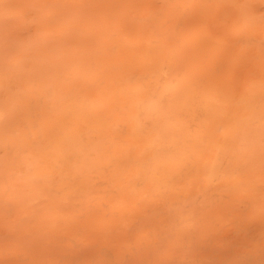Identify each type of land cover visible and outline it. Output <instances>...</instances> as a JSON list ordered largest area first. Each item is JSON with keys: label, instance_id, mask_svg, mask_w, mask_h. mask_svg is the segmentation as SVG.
Instances as JSON below:
<instances>
[{"label": "bare ground", "instance_id": "obj_1", "mask_svg": "<svg viewBox=\"0 0 264 264\" xmlns=\"http://www.w3.org/2000/svg\"><path fill=\"white\" fill-rule=\"evenodd\" d=\"M0 264H264V0H0Z\"/></svg>", "mask_w": 264, "mask_h": 264}]
</instances>
